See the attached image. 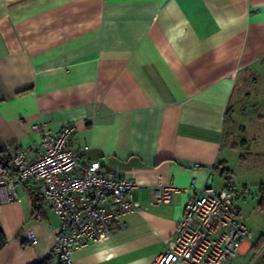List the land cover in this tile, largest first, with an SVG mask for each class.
Wrapping results in <instances>:
<instances>
[{
  "label": "crops",
  "instance_id": "1",
  "mask_svg": "<svg viewBox=\"0 0 264 264\" xmlns=\"http://www.w3.org/2000/svg\"><path fill=\"white\" fill-rule=\"evenodd\" d=\"M261 65L264 0H0V148L75 123L81 166L130 176L144 211L73 264H150L202 187L227 188L228 108ZM158 184L178 190L169 205L152 204ZM17 195L0 193V264H35L59 222L31 184Z\"/></svg>",
  "mask_w": 264,
  "mask_h": 264
},
{
  "label": "built area",
  "instance_id": "2",
  "mask_svg": "<svg viewBox=\"0 0 264 264\" xmlns=\"http://www.w3.org/2000/svg\"><path fill=\"white\" fill-rule=\"evenodd\" d=\"M31 130L39 135L37 145L3 150L13 175L9 177L0 165V193L18 202V189L31 184L59 222L49 255L53 264H73L75 251L124 229V217L144 211L133 200L138 185L130 176L117 175L99 162L82 167L80 160L88 147L72 145L75 123L54 132L44 124L33 125ZM177 191L156 185L152 204L169 205ZM24 240L33 245L37 237L29 231ZM254 240L232 190L207 184L185 206L174 238L150 264H238Z\"/></svg>",
  "mask_w": 264,
  "mask_h": 264
},
{
  "label": "rangeland",
  "instance_id": "3",
  "mask_svg": "<svg viewBox=\"0 0 264 264\" xmlns=\"http://www.w3.org/2000/svg\"><path fill=\"white\" fill-rule=\"evenodd\" d=\"M256 71L255 78L241 85L234 95L226 118L225 143L238 149L229 159V182L241 208L242 221L255 234L238 264H264V246L255 251L264 241V212L257 207L258 194L264 186V65Z\"/></svg>",
  "mask_w": 264,
  "mask_h": 264
},
{
  "label": "trees",
  "instance_id": "4",
  "mask_svg": "<svg viewBox=\"0 0 264 264\" xmlns=\"http://www.w3.org/2000/svg\"><path fill=\"white\" fill-rule=\"evenodd\" d=\"M0 165L3 167V169L6 171L7 175L9 177H11L13 175V169L12 166L8 160V157L6 155V153L0 148ZM229 173L230 171L228 169H223L222 170V179H224L226 181L227 184V188L230 187V189L232 190V192L234 193V190L232 188L231 182H229L230 178H229ZM259 201L257 204V207L259 210H261L262 212H264V186H261L260 191H259ZM7 245V240L4 237V235L0 232V251L2 249H4ZM29 245L26 243V241H23L21 244L22 248H27ZM264 246V241H261V243L258 244V247L255 249V251H258L259 247ZM35 264H53L52 259L50 258V256H48L46 259L35 263Z\"/></svg>",
  "mask_w": 264,
  "mask_h": 264
}]
</instances>
